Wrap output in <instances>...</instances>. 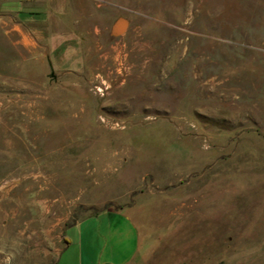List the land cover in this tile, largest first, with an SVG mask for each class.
<instances>
[{
    "label": "rangeland",
    "instance_id": "obj_1",
    "mask_svg": "<svg viewBox=\"0 0 264 264\" xmlns=\"http://www.w3.org/2000/svg\"><path fill=\"white\" fill-rule=\"evenodd\" d=\"M109 207L133 264H264V0H0V264Z\"/></svg>",
    "mask_w": 264,
    "mask_h": 264
},
{
    "label": "crops",
    "instance_id": "obj_2",
    "mask_svg": "<svg viewBox=\"0 0 264 264\" xmlns=\"http://www.w3.org/2000/svg\"><path fill=\"white\" fill-rule=\"evenodd\" d=\"M65 234L67 242L55 264H133L140 254L138 228L124 208L89 214L68 226Z\"/></svg>",
    "mask_w": 264,
    "mask_h": 264
},
{
    "label": "water",
    "instance_id": "obj_3",
    "mask_svg": "<svg viewBox=\"0 0 264 264\" xmlns=\"http://www.w3.org/2000/svg\"><path fill=\"white\" fill-rule=\"evenodd\" d=\"M128 20L124 17H118L111 25L110 32L113 36H119L124 33L128 27Z\"/></svg>",
    "mask_w": 264,
    "mask_h": 264
},
{
    "label": "trees",
    "instance_id": "obj_4",
    "mask_svg": "<svg viewBox=\"0 0 264 264\" xmlns=\"http://www.w3.org/2000/svg\"><path fill=\"white\" fill-rule=\"evenodd\" d=\"M104 209V208H103ZM99 211V210H98ZM98 211H95L94 213H96V212H98ZM65 242H67L66 240H65ZM55 264V263H54Z\"/></svg>",
    "mask_w": 264,
    "mask_h": 264
}]
</instances>
